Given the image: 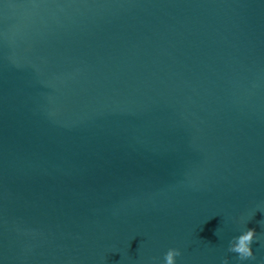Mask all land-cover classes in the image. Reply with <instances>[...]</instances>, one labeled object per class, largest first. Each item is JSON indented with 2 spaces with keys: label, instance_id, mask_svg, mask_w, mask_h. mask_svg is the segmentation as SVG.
<instances>
[{
  "label": "water",
  "instance_id": "1",
  "mask_svg": "<svg viewBox=\"0 0 264 264\" xmlns=\"http://www.w3.org/2000/svg\"><path fill=\"white\" fill-rule=\"evenodd\" d=\"M173 246L264 264V0H0V264Z\"/></svg>",
  "mask_w": 264,
  "mask_h": 264
},
{
  "label": "clouds",
  "instance_id": "2",
  "mask_svg": "<svg viewBox=\"0 0 264 264\" xmlns=\"http://www.w3.org/2000/svg\"><path fill=\"white\" fill-rule=\"evenodd\" d=\"M257 231L254 227H248L231 238L227 250L236 253L241 261L248 258L255 259V250L252 247L253 241L257 240ZM182 255L180 247H169L164 253L161 264H177V258ZM223 264H229V257L223 258Z\"/></svg>",
  "mask_w": 264,
  "mask_h": 264
}]
</instances>
